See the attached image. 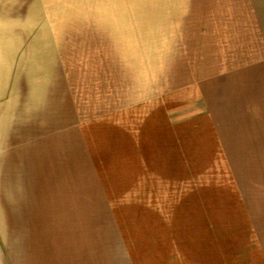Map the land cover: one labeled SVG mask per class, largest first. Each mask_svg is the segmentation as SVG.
<instances>
[{
  "label": "crops",
  "instance_id": "1",
  "mask_svg": "<svg viewBox=\"0 0 264 264\" xmlns=\"http://www.w3.org/2000/svg\"><path fill=\"white\" fill-rule=\"evenodd\" d=\"M179 1L166 88L98 119L0 0V264H264V0Z\"/></svg>",
  "mask_w": 264,
  "mask_h": 264
},
{
  "label": "rangeland",
  "instance_id": "2",
  "mask_svg": "<svg viewBox=\"0 0 264 264\" xmlns=\"http://www.w3.org/2000/svg\"><path fill=\"white\" fill-rule=\"evenodd\" d=\"M175 1L18 0V27L35 30L56 28L64 33L61 44L65 52L51 54L52 83L63 75L59 55L64 56L65 74L72 81L81 74L84 78H96V87L88 80L86 85L82 82L81 89L87 100L94 89L101 97L97 101L92 98L93 114L97 113L95 117L121 118L129 111L139 114L137 110H143L150 104L144 108L137 107L138 101L124 93L126 84L131 83L136 87L134 84L140 77L141 87L146 86L144 90L140 87L146 95L141 100L149 102L154 99L153 86L161 90L166 88L163 79L169 75V69H162L161 76L157 74L156 82L153 73L159 56L162 55L165 60L169 55L165 49L175 41L171 40V31L176 22L175 18L173 21L171 19V14L175 16L176 13ZM145 64L147 68L143 69ZM159 94H163V91ZM165 100L163 97L162 101ZM84 107L91 115L90 104Z\"/></svg>",
  "mask_w": 264,
  "mask_h": 264
}]
</instances>
